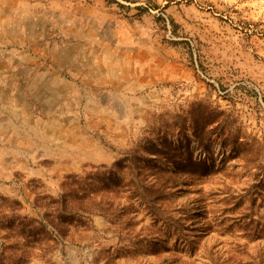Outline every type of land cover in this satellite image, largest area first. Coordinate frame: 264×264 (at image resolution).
I'll use <instances>...</instances> for the list:
<instances>
[{
    "label": "rangeland",
    "instance_id": "1",
    "mask_svg": "<svg viewBox=\"0 0 264 264\" xmlns=\"http://www.w3.org/2000/svg\"><path fill=\"white\" fill-rule=\"evenodd\" d=\"M121 159L155 210L23 230ZM0 264H264V0H0Z\"/></svg>",
    "mask_w": 264,
    "mask_h": 264
},
{
    "label": "trees",
    "instance_id": "2",
    "mask_svg": "<svg viewBox=\"0 0 264 264\" xmlns=\"http://www.w3.org/2000/svg\"><path fill=\"white\" fill-rule=\"evenodd\" d=\"M211 123L212 119L199 122L193 120L195 126H201L200 131ZM122 161V159L115 161L109 166H92L84 175L74 173L65 175L60 183L61 192L56 197H49V201L43 206L38 201L41 197H35V207L41 206L45 209L42 214L43 221L23 217L21 223L24 225L23 230L32 236L40 234L53 240L65 239L69 237L71 230L79 227L82 231L83 228L86 230L92 214L103 213L112 219L106 212L107 207L114 204V200L109 199L110 194L114 197L140 199L146 203L147 210H155V203L164 195L169 178L164 177L167 180L164 181L156 177L153 184L139 185V178L143 177L142 169L145 166L139 167L136 162L123 165ZM118 174L125 175L127 180H122ZM150 213L156 216L154 212Z\"/></svg>",
    "mask_w": 264,
    "mask_h": 264
}]
</instances>
